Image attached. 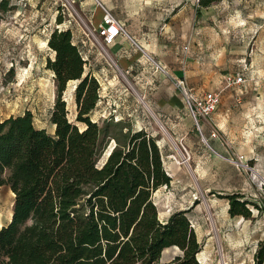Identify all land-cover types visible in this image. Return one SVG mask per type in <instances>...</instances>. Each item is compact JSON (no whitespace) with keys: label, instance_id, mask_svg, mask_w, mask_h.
Returning a JSON list of instances; mask_svg holds the SVG:
<instances>
[{"label":"trees","instance_id":"1","mask_svg":"<svg viewBox=\"0 0 264 264\" xmlns=\"http://www.w3.org/2000/svg\"><path fill=\"white\" fill-rule=\"evenodd\" d=\"M46 43L54 52L46 59L55 85L53 132L36 127L29 110L0 115V187L13 193L10 218L0 226V264H203L189 209L159 218L153 194L171 177L158 137L112 117L93 120L100 84L85 70L70 29H53ZM70 81L73 120L63 98ZM219 196L230 216L251 217L255 203L242 193ZM170 247L178 252L162 261ZM253 258L264 264V239Z\"/></svg>","mask_w":264,"mask_h":264},{"label":"rangeland","instance_id":"2","mask_svg":"<svg viewBox=\"0 0 264 264\" xmlns=\"http://www.w3.org/2000/svg\"><path fill=\"white\" fill-rule=\"evenodd\" d=\"M215 10L218 16L213 15V21L209 18L206 26L213 29L214 34L219 31L220 48L226 47L227 42L235 46V53L230 52L229 58L222 59L220 73L228 69L245 71L246 81L258 87L250 93L251 102L245 107L249 119L247 136L235 139L236 148L230 146L224 132L216 131L222 145L229 144L230 148L229 154L221 155L235 161L231 162L216 155L218 159L229 163L230 168H235V175H230L229 178L223 173H213L212 177L199 180L188 163L180 160L181 147L167 135L155 114L137 96L130 81L114 63L108 45L98 34L96 29L99 22H91L89 12L81 10L77 1L0 0V115H16L29 110L36 127H44L47 132H53L49 116L55 85L53 73L46 67V59H52L54 52L44 41L53 29L69 28L74 43L83 54H87L85 70H91L100 82H104V77L109 79V82L105 81L109 88L107 99L98 101L91 114L92 119L101 122L102 119L116 115L114 120L122 117L132 129L148 127V130L156 131L168 139L175 159L180 160L178 163L182 165V170L174 177V181L153 194L160 220H165L173 211L189 209L187 216L202 223L203 230L210 232L212 241L208 250L212 262L201 258L199 261L205 264H229L234 260L241 261L242 249H226L219 238L218 226L227 219L214 215L227 211L226 198L219 196L224 188L240 192L244 195L243 198L255 203L249 205L251 217H242L248 221L254 240L244 250L258 244L261 240L255 242L257 237L264 239V0H222ZM59 15L62 20L60 23L56 20ZM206 37L211 41L210 34ZM205 44L204 62L208 68V81L218 84L219 79L211 74L212 66L213 69L217 68L213 58L216 54L215 45L211 42ZM251 65L255 72L247 74L245 69ZM73 85L74 81L68 82L63 92L70 120L74 119L76 112ZM220 85L223 88L221 82ZM224 90L221 91V96ZM141 113H144L146 121ZM202 132L211 145L212 142L203 128ZM12 204L13 193L9 187H0V226L9 220ZM235 231L238 228L230 226L229 232ZM177 252L175 247L165 249L162 261L170 260ZM227 256L232 262L227 261Z\"/></svg>","mask_w":264,"mask_h":264},{"label":"crops","instance_id":"3","mask_svg":"<svg viewBox=\"0 0 264 264\" xmlns=\"http://www.w3.org/2000/svg\"><path fill=\"white\" fill-rule=\"evenodd\" d=\"M73 1L79 3L81 10L89 12L90 20L94 24L100 22L103 14V10L97 2L123 23L126 32L137 45H134L124 35L118 36L113 43L108 44L113 61L130 81V85L137 96L155 114L167 135L174 140L179 148L182 144L188 155L187 163L197 179H208L213 176V173L217 175L219 173L226 174L227 178L230 175H235V168H230L229 163L218 159L216 155L224 158L221 154L230 153L229 144L234 149L236 148L235 139L247 136L249 119H247L248 111L245 107L251 102L250 93L258 87H254L252 83L246 81L245 71L236 72L233 69H228L220 73L219 66L223 62L222 59L229 58L230 52L235 53V46L233 43L227 42L226 47L222 46L220 48L219 31L214 34L213 29L210 30L206 24L209 18L212 21L215 20L213 15L218 16L215 8L222 3V0H216L208 6L199 5V0ZM216 22H218V19ZM209 34L211 35V41L206 37ZM205 42H211L215 45L216 54L213 58L217 68L213 69L212 66L211 74L219 79L218 84L209 83L208 81V68L204 62V47L207 46ZM84 55L87 59V54ZM149 57L163 66L169 74L185 78L188 85L197 93L209 90L223 91L225 89L224 94L220 96L217 109L209 118L201 119L200 125L208 136L213 129L224 132L229 141L228 146H223L218 137H209L212 142L211 148L202 142L199 132L185 108L182 97L174 88L171 80L155 69ZM252 68L251 65L248 69H245L247 70L246 73L255 72V69ZM227 73L242 75L244 78L246 77L245 82L231 87H224V76ZM103 79L104 82L98 80L100 84L99 102L102 99H107L109 93L108 85L105 82L107 80L109 82V79L105 77ZM220 82L223 84L224 89L221 87ZM141 116L146 121L144 113H141ZM109 117L114 120L117 116L111 115ZM118 120L124 121L122 117L114 121ZM147 128L144 129L158 137L163 164L171 177V184L177 173L182 170V165L171 159V155L174 153L168 139ZM232 192L237 191L224 188L223 192H219V194ZM214 216L227 219L226 222L220 223L218 226L219 238L226 249H242L241 261L235 262L234 260L233 263L229 264H253V250L256 249L257 244H254L247 251L244 250L246 247H250L254 241L248 221L243 220L240 216H230L228 210L216 213ZM189 219L193 224L197 240L201 243V250L197 255L198 260L201 258L204 261L212 262L211 253L208 252L212 243L210 232L203 230L202 223ZM230 226L237 227L238 231L229 232ZM258 240H262V238L257 237L255 242H258ZM226 259L232 262L229 256Z\"/></svg>","mask_w":264,"mask_h":264},{"label":"built area","instance_id":"4","mask_svg":"<svg viewBox=\"0 0 264 264\" xmlns=\"http://www.w3.org/2000/svg\"><path fill=\"white\" fill-rule=\"evenodd\" d=\"M97 3L101 6L103 10V14L96 30L98 34L102 37L104 43L106 45L111 44L115 41V39L118 36L124 35L134 45H137L136 42L126 32L123 23L118 19H116L112 15V13L108 9H106L103 5H101L99 2ZM149 58L153 63V65L155 66V69L165 74L171 80L174 88L178 91V93L182 97L185 108L188 114L190 115V117L192 118L196 129L198 130L202 142L205 143L209 148H211L207 138L204 136L202 132L200 120L209 118L210 115L217 109V106L220 102L221 90H217V91L209 90V91H204L202 93H197L192 87L188 85L185 78L169 74L163 66L159 65L153 58L151 57ZM243 82H245V78L242 75H232L230 73H227L224 76V87H231L237 84H241ZM216 131H217L216 129H213L210 132L209 137L217 138L218 136ZM180 147H181L180 160L182 162H187L188 155L182 144L180 145ZM171 158L176 160L174 155H171ZM241 158L242 157H240V160ZM226 159L231 162H235L232 158H226ZM180 160H176V161L180 162ZM262 185H264V181ZM255 250L256 249L253 250V253L255 252Z\"/></svg>","mask_w":264,"mask_h":264},{"label":"bare ground","instance_id":"5","mask_svg":"<svg viewBox=\"0 0 264 264\" xmlns=\"http://www.w3.org/2000/svg\"><path fill=\"white\" fill-rule=\"evenodd\" d=\"M44 43H46V41H44Z\"/></svg>","mask_w":264,"mask_h":264}]
</instances>
